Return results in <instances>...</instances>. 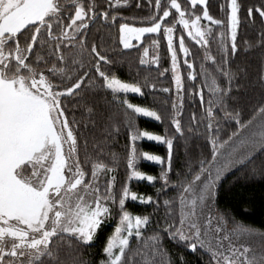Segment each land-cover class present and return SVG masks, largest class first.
I'll return each instance as SVG.
<instances>
[{
    "label": "snow or ice",
    "instance_id": "obj_1",
    "mask_svg": "<svg viewBox=\"0 0 264 264\" xmlns=\"http://www.w3.org/2000/svg\"><path fill=\"white\" fill-rule=\"evenodd\" d=\"M128 2L107 0L105 7L97 0H0V264H66L65 248L71 249V264H91L79 258V246H89L102 224L116 216L98 264H137V259L140 264H184L183 256L173 260L164 247L165 235L190 251L207 253L209 264H264V247L257 251L248 242L252 236L264 237V230L237 222L216 207L224 175L264 154V102L254 106L247 118L229 103L235 101L232 93L240 87L230 58L238 51L241 3L227 0L221 5L222 11L227 10L222 20L210 14L207 0H154L155 10L141 19L143 26L119 24V43L126 50L146 34L162 32L166 38L176 95L170 117L173 134L165 129L161 135L137 126V116L162 122L158 111L128 99L129 94L143 96L144 86L111 72L112 61L101 43L89 40L90 25L97 20H126L117 9ZM147 2L153 5V0ZM198 6H203L199 13ZM256 15L264 23V0L248 7L245 19L254 22ZM178 25L197 52L203 50L202 60L212 62L224 78L223 85L217 76L210 77L204 63L197 72L196 53L186 45L184 34L176 37ZM217 27L226 30L215 33ZM259 38L264 46V31ZM210 40H215L218 54H213ZM151 46L158 49L159 41L152 40ZM148 53L144 47L140 64L158 67V51L150 60ZM179 54L188 69L187 79L194 82L203 75L204 87L188 93ZM260 80L264 83V73ZM149 87L156 90L154 83ZM186 93L198 95L201 105L206 104L205 120L193 113L187 128L182 123ZM221 119L235 126L226 136L221 135ZM201 123L208 154L201 153L197 160L189 156L185 170L172 181L174 140L194 132ZM89 128H100L101 139L93 137V156L85 138L81 157L80 137ZM121 128L127 130L130 144L126 181L117 189L114 173L120 157L106 153L105 148ZM143 139L166 145L167 156L138 153L136 142ZM105 156L110 157L108 162ZM141 159L158 166V175L140 170ZM260 174L264 175V169ZM131 181L160 182L161 186L156 196L144 195L131 189ZM170 188L176 189V195L161 201ZM128 200L164 207L163 223L157 221L158 227L146 237L152 214H134L126 208Z\"/></svg>",
    "mask_w": 264,
    "mask_h": 264
},
{
    "label": "trees",
    "instance_id": "obj_2",
    "mask_svg": "<svg viewBox=\"0 0 264 264\" xmlns=\"http://www.w3.org/2000/svg\"><path fill=\"white\" fill-rule=\"evenodd\" d=\"M185 0H181L184 3ZM227 0H207L208 9L210 14L216 19L226 20V9L221 10V5H226ZM241 3V19L242 24L238 30V51L230 58V66L233 72L238 73L239 90H234L232 96L235 101H229L232 107H238L242 109L245 118L250 115L251 109L261 102H264V83H261L260 77L264 73V46L259 44V33L264 31V23L261 22V18L256 15L255 21H248L245 19L247 8L259 4L260 0H239ZM97 3L105 6L107 0H97ZM140 7H137V4ZM203 6L197 7V12L202 11ZM153 5L150 6L147 0H129L128 5L117 9L118 15L126 17V20L117 19L115 23L111 21L102 23L97 20L90 25L89 40L95 38L102 47L105 49L112 64L109 66V70L114 72L119 78L127 82H139L143 87L144 95L139 96L136 94H129L128 99L130 102L139 104L141 106L150 107L158 111L162 115V122H158L143 116L136 117V123L139 129L147 130L156 134L163 135L165 129H168V134L172 135L173 130L170 124V117L173 114L172 103L174 99V86L172 76L169 72L170 67V53L167 50V41L160 34H146L140 42H134L135 47L131 49H123L119 43V24L122 22H135L136 25H141L142 18H146L150 15V11H154ZM172 23L171 20L168 21ZM202 23H206L202 21ZM181 26H177L176 37L180 34L185 35V43L196 53L195 63L197 72L200 71V64L204 63L205 68L208 70L210 77L212 75L217 76L218 81L223 85L225 83L224 78L216 73V69L211 61H203V50L197 52V46L192 42L186 33H182ZM222 30L219 27L214 29L215 33H219ZM152 40L159 41L158 54H159V66L155 64H140V56L143 52V48L151 44ZM178 47V39L176 40ZM210 47L213 54L217 53V45L215 40H210ZM180 59V71L184 77V83L188 90L191 92L193 88L199 89L204 87V76L200 75L194 82L187 79L188 69L183 65V55L179 54ZM168 69L167 72L164 70ZM164 72L161 76L160 73ZM156 85V90H152L149 85ZM211 79L209 78V84ZM170 88V93H164L160 89ZM186 93L183 101V120L182 123L185 128L189 127L192 123L191 117L195 113L198 120L204 121V106L201 105L198 95H191ZM209 93L207 87L204 91L205 102L209 99ZM100 103H103L101 97H97ZM108 99H111L109 94ZM71 107V105H69ZM77 119L80 118V111L76 113ZM222 116V113H217ZM221 127L224 131L221 135L226 136L228 133L235 129L234 123L225 122L221 119ZM100 128L95 130L89 128L85 129V136L80 137V155L83 157L84 148L83 140L87 138L88 145L87 150L90 154L95 156L93 152V137L101 139ZM206 133L204 132V123L200 124V127L192 133H186L185 137H176L174 140V155L172 160V181L178 179L177 173L185 170V161L189 156L193 160L201 158V153L208 154L209 145L205 139ZM129 138L127 130L121 128L118 136L109 141V147L105 148L106 153L115 152L120 157L117 172L114 173L117 176V189L120 185L126 181L127 169H126V156L127 149L129 148ZM138 153L149 152L152 154H159L161 156H167V146L160 143L149 142L148 140H140L136 142ZM105 161L110 160L109 156L104 157ZM90 167V166H89ZM138 168L147 173L158 175L160 168L153 163L138 161ZM264 169V154H258L256 158L247 163L244 166L237 165L231 171L226 173L222 178L218 195L216 199V207L226 212L230 217L234 218L237 222L244 225L251 226L260 230H264V175H261V170ZM253 170L256 174L253 175ZM160 182L155 185H150L148 182L131 181L130 187L133 191L144 195L156 196V190L160 188ZM176 195V189L170 188L166 195L160 197V200L171 198ZM126 208L134 214H152L153 223L148 227L145 232V236L151 235L153 229L157 228V221L163 223V217L165 208L160 207L156 209L153 205L141 204L139 202L128 200L126 202ZM113 222H112V221ZM118 221V216L108 220L102 224L98 230L96 239L87 247L79 246V258L85 262H91V264H98L103 258L102 248L106 242L107 237L114 230V226ZM231 223L229 227H231ZM71 243L75 244L74 241ZM136 240H132L133 246L136 245ZM164 247L169 251L173 260H178L180 256H183L184 264H209V255L203 251L197 250L195 252L188 250L185 246L174 243L165 235L163 240ZM71 249L65 248L62 252V258L65 259L66 264H71L72 256L70 255ZM137 264H140V260L137 259Z\"/></svg>",
    "mask_w": 264,
    "mask_h": 264
},
{
    "label": "rangeland",
    "instance_id": "obj_3",
    "mask_svg": "<svg viewBox=\"0 0 264 264\" xmlns=\"http://www.w3.org/2000/svg\"><path fill=\"white\" fill-rule=\"evenodd\" d=\"M137 26H143V25H137ZM135 42V40H133V43ZM149 48V53H148V56L146 57V59H149L158 51V49H153L151 44L147 46ZM143 53V52H142ZM169 72L172 76V72H171V60H170V67H169ZM173 86H174V83H173ZM175 88H174V98H175ZM174 100V99H173ZM149 119H152V118H149ZM154 120V119H152ZM141 130V129H139ZM141 131H144V130H141ZM147 140V139H145ZM140 141V140H139ZM142 153V152H141ZM152 154V153H150ZM142 160V159H141ZM235 168V167H233ZM232 168V169H233ZM232 169H230L229 171H231ZM228 171V172H229ZM227 172V173H228ZM112 221V220H111ZM113 222V221H112ZM248 242L252 244L253 248H255L257 251H260L262 249V247H264V237H261V236H252V237H249L248 238Z\"/></svg>",
    "mask_w": 264,
    "mask_h": 264
}]
</instances>
